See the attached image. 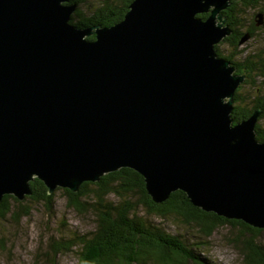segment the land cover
<instances>
[{"label": "water", "instance_id": "obj_1", "mask_svg": "<svg viewBox=\"0 0 264 264\" xmlns=\"http://www.w3.org/2000/svg\"><path fill=\"white\" fill-rule=\"evenodd\" d=\"M231 3L133 0L118 23L85 28L66 0H0V200L35 178L77 191L130 167L157 202L182 190L264 229L261 109L233 123L245 75L216 48Z\"/></svg>", "mask_w": 264, "mask_h": 264}, {"label": "trees", "instance_id": "obj_2", "mask_svg": "<svg viewBox=\"0 0 264 264\" xmlns=\"http://www.w3.org/2000/svg\"><path fill=\"white\" fill-rule=\"evenodd\" d=\"M133 0H66L76 4L71 22L79 27L110 26L121 21ZM264 5V0H232L224 11L227 24L233 32L224 40L233 50L225 54L216 48L221 57L229 59L246 78L238 86L234 97L232 117L234 124L248 119L258 109L261 114L256 124L257 139L264 141V81L257 84L254 74H264V51L239 49L245 32L255 35L254 18L248 17L252 8ZM264 11V7H261ZM206 18L208 13L198 14ZM94 39L95 35H90ZM262 72V73H260ZM263 78V77H262ZM32 193L24 199L5 194L0 200V216L14 221L28 217L32 207L27 200L44 201L52 208L56 191L62 189L69 206L80 212L95 215L94 229L69 235H53L46 255L52 260L60 253H78V264H215L189 246L180 234L169 233L155 221L172 218L193 224L206 237L212 236L221 226L238 228L231 241L240 250L242 264H264L263 228L252 226L241 219L227 218L194 205L182 190L173 191L164 201L152 199L142 174L130 167H122L104 174L98 181H85L77 191L68 188L48 192L45 183L35 178L30 182ZM140 207L146 214L140 213ZM202 251V250H200Z\"/></svg>", "mask_w": 264, "mask_h": 264}, {"label": "rangeland", "instance_id": "obj_3", "mask_svg": "<svg viewBox=\"0 0 264 264\" xmlns=\"http://www.w3.org/2000/svg\"><path fill=\"white\" fill-rule=\"evenodd\" d=\"M264 7L263 4L252 8L248 17L254 18L256 12ZM261 31V30H260ZM239 46L249 50L264 51V30L257 37ZM259 40L258 43L255 41ZM221 48L231 52L233 47L222 43ZM256 48V49H254ZM262 73V72H260ZM257 84L264 81V74H254ZM263 77V78H262ZM264 126V118L261 120ZM31 205V214L28 217L14 221L10 216H0V264H78V253L67 251L58 254L53 260L46 255L50 238L53 235H69L74 232H87L94 229L95 215L92 212H80L69 206L68 199L62 189L56 191L54 204L49 208L44 201L27 200ZM140 213L146 214L140 207ZM159 219V218H157ZM155 220L169 233L180 234L187 239L189 246L197 249L203 257L215 264H242L240 250L231 241L238 233V228L230 225L221 226L215 233L206 237L193 224L169 218L165 221ZM264 240V231L261 232ZM202 250V251H200Z\"/></svg>", "mask_w": 264, "mask_h": 264}, {"label": "flooded vegetation", "instance_id": "obj_4", "mask_svg": "<svg viewBox=\"0 0 264 264\" xmlns=\"http://www.w3.org/2000/svg\"><path fill=\"white\" fill-rule=\"evenodd\" d=\"M224 15H225V17L227 18V16H226V14L224 13ZM259 15V16H258ZM254 22H255V27L257 28L256 29V32H255V35H251V33L250 32H245V35H248L247 36V38L245 39V40H243L242 41V39H243V37L245 36H243L242 37V39H241V41H240V45H242V44H244V43H248V41H250L251 39H254V40H256L255 38L257 37V35L259 34V33H261V31H263L264 30V11L262 10V9H259L257 12H256V14L254 15ZM230 25V24H229ZM231 27V26H230ZM232 29V28H231ZM261 30V31H260ZM232 32H233V29H232ZM232 34V33H231ZM230 34V35H231ZM229 36V35H228ZM227 37V36H226ZM225 37V38H226ZM224 38V39H225ZM222 40L220 43H219V46H220V50L222 51V52H224L225 54H229V52H226V49H223V48H221V44L222 43H225V40ZM256 43H258L259 42V40H257V41H255ZM242 49H245V50H248L249 48H247L246 46L245 47H242ZM255 49V48H254ZM229 60V59H228ZM232 63V62H231ZM233 65V64H232ZM234 67H235V73H239L238 72V67L237 66H235L234 65ZM239 74H244L245 75V78H246V73H239Z\"/></svg>", "mask_w": 264, "mask_h": 264}]
</instances>
